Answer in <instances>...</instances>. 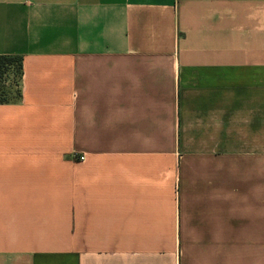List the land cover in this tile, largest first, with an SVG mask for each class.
<instances>
[{"label":"crops","instance_id":"1","mask_svg":"<svg viewBox=\"0 0 264 264\" xmlns=\"http://www.w3.org/2000/svg\"><path fill=\"white\" fill-rule=\"evenodd\" d=\"M0 55V264H264V0H0Z\"/></svg>","mask_w":264,"mask_h":264},{"label":"trees","instance_id":"2","mask_svg":"<svg viewBox=\"0 0 264 264\" xmlns=\"http://www.w3.org/2000/svg\"><path fill=\"white\" fill-rule=\"evenodd\" d=\"M13 74L18 80L11 88L6 87V77ZM23 59L20 55H0V104L14 103L21 99Z\"/></svg>","mask_w":264,"mask_h":264},{"label":"rangeland","instance_id":"3","mask_svg":"<svg viewBox=\"0 0 264 264\" xmlns=\"http://www.w3.org/2000/svg\"><path fill=\"white\" fill-rule=\"evenodd\" d=\"M13 70L12 72L6 77V87L7 88H11V86H13V84H17L18 80L15 78L14 74H13Z\"/></svg>","mask_w":264,"mask_h":264},{"label":"built area","instance_id":"4","mask_svg":"<svg viewBox=\"0 0 264 264\" xmlns=\"http://www.w3.org/2000/svg\"><path fill=\"white\" fill-rule=\"evenodd\" d=\"M79 160L83 162L85 160V156H81Z\"/></svg>","mask_w":264,"mask_h":264}]
</instances>
